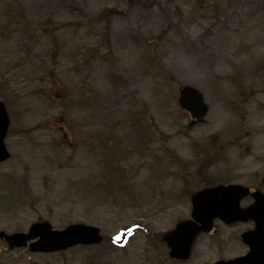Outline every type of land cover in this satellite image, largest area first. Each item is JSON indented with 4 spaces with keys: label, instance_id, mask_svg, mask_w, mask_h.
Returning <instances> with one entry per match:
<instances>
[{
    "label": "rangeland",
    "instance_id": "374dc122",
    "mask_svg": "<svg viewBox=\"0 0 264 264\" xmlns=\"http://www.w3.org/2000/svg\"><path fill=\"white\" fill-rule=\"evenodd\" d=\"M132 1L0 0V229L83 222L119 238L49 253L0 241V264H205L244 251L245 224L218 223L184 262L160 235L204 182L264 190V0ZM106 6L118 13L95 19ZM183 84L209 107L193 126Z\"/></svg>",
    "mask_w": 264,
    "mask_h": 264
},
{
    "label": "water",
    "instance_id": "95a60500",
    "mask_svg": "<svg viewBox=\"0 0 264 264\" xmlns=\"http://www.w3.org/2000/svg\"><path fill=\"white\" fill-rule=\"evenodd\" d=\"M178 103L181 108L190 112L194 120L200 119L207 111L202 94L190 85H184L179 90ZM8 124L9 117L5 105L0 101V161L9 156L4 144ZM248 190L247 187L239 184H229L217 185L197 192L191 200L192 219L181 222L163 236L171 249L170 255L178 259H187L194 236L201 230H209L215 217H220L225 222L254 219L256 221L254 233H244L242 239L249 244L251 251L263 250L264 193L257 191L251 193L254 202L250 206L240 208L238 202ZM98 231L96 227L82 224H71L63 230H51L49 223L44 221L33 223L27 233L6 234L0 230V238L8 242L9 248H13L24 246L27 240L38 237L29 244L31 251H54L77 243L100 242L102 237Z\"/></svg>",
    "mask_w": 264,
    "mask_h": 264
},
{
    "label": "trees",
    "instance_id": "16d2710c",
    "mask_svg": "<svg viewBox=\"0 0 264 264\" xmlns=\"http://www.w3.org/2000/svg\"><path fill=\"white\" fill-rule=\"evenodd\" d=\"M134 4L135 5H147V6H151V5H159V0H134ZM116 13V10L111 9V8H105L101 11H99L97 13V15L95 16V19L103 21V22H107L108 20H110V18Z\"/></svg>",
    "mask_w": 264,
    "mask_h": 264
},
{
    "label": "flooded vegetation",
    "instance_id": "af4514ba",
    "mask_svg": "<svg viewBox=\"0 0 264 264\" xmlns=\"http://www.w3.org/2000/svg\"><path fill=\"white\" fill-rule=\"evenodd\" d=\"M245 254V252H241L239 255L241 256V255H244Z\"/></svg>",
    "mask_w": 264,
    "mask_h": 264
}]
</instances>
